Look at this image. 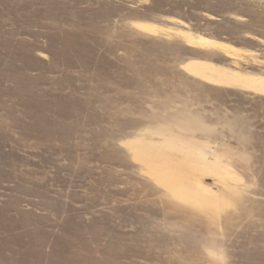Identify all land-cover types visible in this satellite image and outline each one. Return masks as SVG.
Listing matches in <instances>:
<instances>
[{
  "label": "rangeland",
  "instance_id": "374dc122",
  "mask_svg": "<svg viewBox=\"0 0 264 264\" xmlns=\"http://www.w3.org/2000/svg\"><path fill=\"white\" fill-rule=\"evenodd\" d=\"M208 64L264 78V0H0V264H264V92Z\"/></svg>",
  "mask_w": 264,
  "mask_h": 264
},
{
  "label": "bare ground",
  "instance_id": "6f19581e",
  "mask_svg": "<svg viewBox=\"0 0 264 264\" xmlns=\"http://www.w3.org/2000/svg\"><path fill=\"white\" fill-rule=\"evenodd\" d=\"M184 35L190 38L194 43L203 46H214L220 48L226 52L233 54L237 53V50L225 43H221L215 40L207 39L201 36H195L193 34L184 33ZM200 72L212 80L220 81L231 85H245L248 89L254 91L264 92V78L256 77L242 73H235L232 70L218 65H205Z\"/></svg>",
  "mask_w": 264,
  "mask_h": 264
}]
</instances>
